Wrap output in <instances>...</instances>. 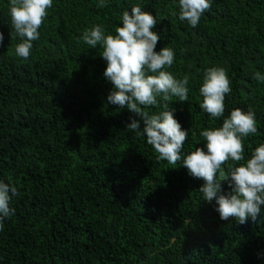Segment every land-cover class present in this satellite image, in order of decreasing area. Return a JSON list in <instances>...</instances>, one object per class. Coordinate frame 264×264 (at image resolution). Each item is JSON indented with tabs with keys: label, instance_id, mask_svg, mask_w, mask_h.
<instances>
[{
	"label": "trees",
	"instance_id": "trees-1",
	"mask_svg": "<svg viewBox=\"0 0 264 264\" xmlns=\"http://www.w3.org/2000/svg\"><path fill=\"white\" fill-rule=\"evenodd\" d=\"M99 3L53 0L24 60L15 55L21 39L9 35V0H0V181L19 193L0 231V264H264V206L257 222L222 221L182 160L158 161L146 137L125 129L136 119L142 130L143 121L107 102L103 48L80 39L94 25L115 35L133 6L156 17L155 51L175 52L165 70L189 76L188 101L171 104L189 132L182 159L204 147L201 131L240 108L255 112L258 128L244 138V164L264 143V83L253 79L264 74V0H211L195 28L171 15L178 0ZM210 67L225 68L231 81L220 119L200 108Z\"/></svg>",
	"mask_w": 264,
	"mask_h": 264
},
{
	"label": "clouds",
	"instance_id": "clouds-1",
	"mask_svg": "<svg viewBox=\"0 0 264 264\" xmlns=\"http://www.w3.org/2000/svg\"><path fill=\"white\" fill-rule=\"evenodd\" d=\"M179 12L172 11L181 22L186 21L191 27L198 26L202 15L210 10L211 0H178ZM53 0H9V15L14 32L10 38L19 37L22 42L15 46V55L27 60L33 48V41L39 39V29L48 16V9ZM106 6L105 0L98 5ZM122 26L115 29V35L105 34L100 25L84 30L81 40L90 48L100 45L101 57L107 62L103 73L112 84L107 102L127 108L143 121L132 119L125 129L134 132L137 137H146L152 146L158 161L169 165L182 166L194 179L203 181L199 192L208 204L215 201V211L222 221L234 219L244 225L257 222L264 206V143L256 147L251 158L244 164V138L258 133L255 112L240 108L231 110L223 119L222 127L204 129L200 136L205 141L204 147H197L181 157L188 131L182 130L174 118L171 104L175 101H188L189 76L175 78L166 68H170L175 59V52L169 47L159 52L155 47L160 37L152 31L157 23L156 17L142 11L140 6H133L131 14L126 10L121 17ZM4 35L0 32V45ZM152 73V74H149ZM253 79L264 83V74L255 72ZM231 81L223 67H210L205 70L199 93L203 97L200 108L213 119L225 116V98L230 94ZM156 107V114L148 109ZM206 149V150H205ZM231 161V164L229 162ZM227 165V169L222 166ZM239 165V166H237ZM231 189L225 193L223 184ZM18 189L11 183L0 181V231L5 219L14 214L10 201L17 196Z\"/></svg>",
	"mask_w": 264,
	"mask_h": 264
}]
</instances>
